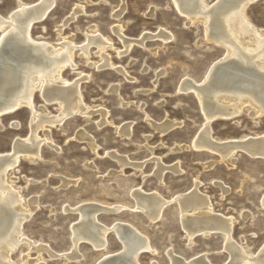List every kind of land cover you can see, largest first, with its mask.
Returning <instances> with one entry per match:
<instances>
[{
  "label": "rangeland",
  "instance_id": "374dc122",
  "mask_svg": "<svg viewBox=\"0 0 264 264\" xmlns=\"http://www.w3.org/2000/svg\"><path fill=\"white\" fill-rule=\"evenodd\" d=\"M215 1L205 0L207 5ZM16 5L15 0H0V14H8ZM76 6L81 11L67 23L66 18ZM246 15L253 24L264 29V0L249 3ZM62 23L59 34L58 27ZM115 26L120 27L121 36L133 39L141 34H155L160 29L170 32L172 37L167 42L157 37L147 38L142 46L134 43L119 55L118 51H123L124 46L113 31ZM93 29L110 40L111 46H107L105 52L111 62L124 71L95 68L93 63L101 61L95 45L89 46L87 57L75 48V67H66L62 76L71 81L86 77L80 80L79 89L87 109L93 112L75 113L61 124L40 129L37 134L47 136L51 143L41 145L39 158L21 157L12 170L13 184L22 197H34L38 204L23 222V234L47 245L49 252L59 254L50 257L47 251H41L38 264H96L107 253L115 255L121 251L120 240L110 232L104 250L81 241L77 245V253L81 254L78 260L71 261L61 255L70 249V227L79 219L77 213L63 208L87 202L125 206L117 213L98 211L96 220L109 225L118 219L132 224L145 236L155 253H140L138 264H171L166 253L171 249L189 261L203 255L210 264H227L229 254L219 232L196 235L190 242L181 225L177 203L172 199L189 192L195 181L199 182L198 191L209 198L213 213L234 219L233 242L256 255L264 244V206L261 204L264 158L238 149L234 159L224 161L214 151L194 148L191 142L205 118L194 93L183 94L177 90L186 76L201 82L209 67L224 56L223 47L206 39L203 24L189 22L178 13L171 0H54L45 19L34 24L32 34L42 36L55 46L60 45L64 37L82 46ZM157 72L160 74L156 75ZM34 103L41 111L43 104L50 115L58 113L57 103L45 104L39 92L34 94ZM98 109L107 111L108 122L99 124ZM252 110L248 106L235 117L212 120L211 135L227 140L264 133V115L252 116L249 114ZM146 115L154 123L168 120L177 124L161 133L147 122ZM29 118L30 110L26 107L0 116V152L9 151L17 137L29 136ZM124 122L131 124L129 136H122L116 128ZM77 132L92 137L95 149L88 140L78 138ZM111 154L125 157L128 164L120 166ZM154 158L163 166L177 165L179 170L166 169L160 180L154 174ZM138 163H143L141 169L133 166ZM66 182L68 185H63ZM135 187H141L144 192L156 191L169 200L158 220L151 222L136 208L130 195ZM37 256V251L24 242L10 257L15 264H28V259Z\"/></svg>",
  "mask_w": 264,
  "mask_h": 264
},
{
  "label": "bare ground",
  "instance_id": "6f19581e",
  "mask_svg": "<svg viewBox=\"0 0 264 264\" xmlns=\"http://www.w3.org/2000/svg\"><path fill=\"white\" fill-rule=\"evenodd\" d=\"M15 1L17 5L11 12L6 15L0 14V116L13 113L21 107L29 108L30 134L24 138L17 137L12 141L9 151L0 152V264H15L10 257L11 253L24 242L38 253L36 258L28 259V264H38L41 251H47L50 257L59 254L49 252L47 245L31 240L23 234V222L38 208V204L34 197L32 199L22 197L18 187L13 184L15 177L12 170L21 157L29 160L39 158L41 145L44 142L51 143L47 136L40 137L37 134L40 129L45 130V126L61 124L75 113L88 115L93 112L89 108L90 111L86 112L87 105L84 104L79 89L80 80L86 77H78L71 81L62 76V71L66 67L71 69L75 67L73 60L75 48L78 47L81 50L80 54L87 57L89 46L95 45L101 59L100 62L93 63L95 68L111 67L119 72L124 70L115 66L105 52L106 47L111 46L110 40L99 36L94 29L82 46L74 45L68 37H64L58 46L46 41L42 36L35 37L32 34L34 24L45 19L53 7L54 0H37L32 3ZM254 1L256 0H216L213 4L207 5L205 0H171L178 13L191 23L203 24L206 39L223 47L225 51L224 56L209 67L201 82L186 76L177 88L183 94L194 93L205 118L191 145L196 149L214 151L219 154L220 160L224 161L234 159L238 149L253 157L264 158V133L221 140L211 135L210 127L212 120L235 117L248 106L253 108L249 112L250 115H264V29L253 24L246 15V7ZM79 11L81 8L76 6L65 21L68 23V20L75 17ZM118 14L117 16L120 15ZM63 26L64 23L58 27L59 34ZM113 31L123 41L124 50L118 51L119 55L127 52L134 43L142 46L147 38L157 37L167 42L172 37L170 32L164 29L151 35L141 34L138 39L121 36L118 26L113 27ZM36 92L40 93L45 104L56 102L58 113L48 114L43 104L40 105L42 111L37 108L34 103ZM98 111L101 115L99 124L108 122L107 111L103 109ZM145 119L161 133L177 124L168 120L154 123L147 115ZM130 125L124 122L116 128L122 136L128 135ZM77 133L78 138L88 140V144L95 149L92 137L83 132ZM111 156L120 166L128 164L125 157L121 158L115 154ZM154 160L156 163L154 174L160 180L166 169L175 172L179 170L177 165L163 166L159 159ZM142 165L143 163H138L133 166L141 169ZM198 183L195 181L189 192L172 199L177 203L181 225L189 241L199 234L219 232L225 239L224 249L229 254L227 264H264V244L256 255H251L234 243L231 238L234 219L213 213L209 198L198 191ZM63 185L67 186L68 182ZM130 195L136 208L140 209L151 222L161 217L164 206L169 203V200L162 198L156 191L144 192L141 187L133 188ZM261 204L264 206V196ZM123 209L124 205L102 206L95 202L65 206L64 211L77 213L79 219L70 227L71 247L61 255L71 261L78 260L81 254L77 253V245L81 241L88 242L95 249L104 250L107 246L106 236L110 232L120 240L122 249L115 255L107 253L96 264H138L137 257L140 253L145 251L155 253L145 236L132 224L117 219L112 224L105 225L96 220L98 211L117 213ZM171 250L166 252L171 264H210L203 255L189 261Z\"/></svg>",
  "mask_w": 264,
  "mask_h": 264
}]
</instances>
